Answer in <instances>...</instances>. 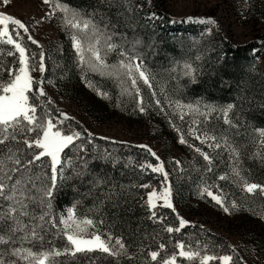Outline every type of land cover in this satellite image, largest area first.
<instances>
[{
  "label": "trees",
  "instance_id": "1",
  "mask_svg": "<svg viewBox=\"0 0 264 264\" xmlns=\"http://www.w3.org/2000/svg\"><path fill=\"white\" fill-rule=\"evenodd\" d=\"M135 1L58 0L62 4L80 10L85 16H91L104 33L112 35L111 42L117 44V48L107 51L104 47L101 50L107 63H115L114 65L118 66L124 59L120 55L121 51L128 56L139 57L152 81L160 83L166 93L179 104L199 105L201 111H204L206 104L217 108H223L228 104L235 105L229 112V118L237 127L226 125L222 114L213 112L207 120L197 114L195 119L197 128L202 134L207 132L218 138L228 137L229 142L240 152L238 167L242 175L249 182L264 185V137L259 136V131L264 130V62L259 59L260 46L257 40L240 43L228 37L222 30L218 33L204 32L197 24L185 22L184 18L178 20L175 15L167 11L163 0H139L144 7L142 11L135 8ZM57 13L62 27L68 33L66 37L70 40L72 30L64 26L62 13ZM179 21L182 23L172 27L171 23H179ZM24 43L30 51L37 53L41 51L26 37ZM59 43L58 41L55 44L58 48H60ZM39 44L47 54V44L44 42ZM13 59L14 57H7L9 62ZM86 59H90L89 53ZM186 65L191 66V75H186L188 71ZM46 67V75H50V78L47 76L44 78L49 83L57 86L71 81V87H76L79 91L84 90L83 82H91L107 94L104 99L107 102L104 104H107L108 109L135 118L144 116L139 110L137 103L139 96L136 91L132 90L131 85L126 89L127 81L130 82L124 74L126 70L111 67L95 71L87 66L82 70L77 58L74 59L72 56H64L53 68L49 64ZM7 78V72L0 76L2 80ZM67 87L70 89V86ZM44 91L46 96L41 97L40 100L50 99L53 102L47 107L54 116L68 112V109L57 103L51 89L44 88ZM78 91L77 94L81 96ZM40 111L38 109V115ZM67 115L71 119L64 122L65 128L71 125L84 137H87L88 133L92 134V143L87 145L90 150H94L91 154L111 153L118 160L114 167L111 162H89L94 175L106 176V182L93 187L90 183L93 177L86 175L83 181L77 178L64 181L63 186L54 193L53 209L57 217L69 207L75 206L78 217L91 218L96 222L95 227H89L88 231H98L104 238L107 233H112L114 237L123 236L126 244L125 252L117 257L100 252L90 253L88 255L97 257L94 264H158V261H151L148 253L157 249L163 242L167 248L161 256H168L176 252L174 245L178 240L193 246L196 241H200L202 246L207 245L208 254L233 255L230 264H236L240 258L245 262L241 244L207 226L202 220L186 218L184 220L190 222L187 227L180 233L168 234L163 230L164 225L149 219L146 196L152 188H140L138 185L150 183L153 188H158L162 185L163 176L151 173L150 170L141 173L134 165L145 161L155 164L157 163L155 158L148 154L146 149L138 147L143 145L139 142L90 132L74 114L68 112ZM186 119L190 121L188 117ZM184 123L187 124L186 120ZM195 144L198 147L182 145L184 150L179 151L177 156L168 162V170L172 172L173 180L171 187L176 196L185 202L196 194L200 182L205 181L213 184L212 187L217 186L227 190L235 200L248 208L250 211L248 215L264 213V196L259 192L254 196L242 192L236 182L238 178H231L233 160L230 159L229 152L224 147L209 148L199 140H196ZM196 148H201L202 152L212 157L211 165L203 159ZM176 161L180 162L179 167ZM209 167L211 171L207 170ZM225 174L230 178L218 179L220 175ZM233 182L235 186H232ZM111 193L117 195L109 199ZM113 201L120 206L114 207ZM180 205H184L183 202ZM156 212L158 216L166 217L165 224L174 227L178 226V217L182 218V213L176 210L173 212L171 209L157 207ZM101 220L103 223H99ZM254 223L256 227L252 228L247 239L251 245L258 246L257 244H264V230L258 222ZM65 244L66 241L63 239L55 238L56 247H64ZM229 246H235L236 252L234 253ZM25 247L31 245L26 244ZM44 247L48 248L51 245L45 244ZM33 250H40V245L38 244ZM55 262L56 264H88L83 254H77L76 257H56ZM18 264H26V262L18 261ZM177 264H198V259L187 261L178 257ZM209 264H220V262L214 260Z\"/></svg>",
  "mask_w": 264,
  "mask_h": 264
},
{
  "label": "snow or ice",
  "instance_id": "2",
  "mask_svg": "<svg viewBox=\"0 0 264 264\" xmlns=\"http://www.w3.org/2000/svg\"><path fill=\"white\" fill-rule=\"evenodd\" d=\"M9 3L10 0H0V5L7 6ZM43 3L50 5L51 10L47 14L49 17L57 12L62 13L61 19L64 26L72 30L73 48L82 70L85 66L95 71H102L109 67L101 50L104 47L107 51L117 48V44L111 42L112 35L104 33L91 16H85L80 10L62 4L58 0L56 2L43 0ZM200 22L216 23L210 17ZM25 37L41 51L38 53L30 51L24 43ZM85 43H87V48H85ZM85 51L90 54V59H86ZM120 55L124 59L118 66L113 65L112 67L126 70L124 74L130 79L131 86L139 96L140 89L137 87V79L151 87L149 74L143 69V61L139 57L128 56L123 51ZM7 57H14V59L9 62ZM48 58L50 57L43 50V46L32 37L29 27L24 22L0 12V76L7 72L8 77L6 80L0 79V246H7L0 247V264H18V261H25L26 264H56V257H76L77 254L85 255L88 264H94L97 257L88 255L90 253L100 252L117 257L126 250L123 236L114 237L112 233H107L104 238L103 234L98 231L89 232L88 228L95 227L96 222L91 218L78 217L75 206L69 207L59 217L54 212V193L63 186L64 181L72 178L83 181L86 175H90L93 177L90 183L96 187L106 182L107 177L95 176L89 162H111L114 167L118 160L111 153L91 154L94 150H90L87 145L92 143V134L88 133L87 137H84L71 125L65 128L64 122L71 118L66 113L54 116L47 107L53 102L50 99L40 100L41 97L46 96L42 87L44 80H36L32 73H45L47 71L45 61ZM185 67L188 69L186 75H191V66L186 65ZM88 83L91 85V82ZM98 94L105 97L107 95L99 91ZM137 103L140 112L143 113L145 107L142 96L139 97ZM156 103L159 105L160 102L157 100ZM176 106L181 109L186 107L189 112L198 113L205 120L213 112H220L226 125L237 127L229 118V112L235 106L233 104H228L223 108L206 104L204 111H201L199 105L177 103ZM38 109L41 110L40 115L37 114ZM180 118L184 119L183 112ZM190 131L201 143H208L210 148L224 147L229 152L230 159L233 160L231 178H238L236 182L242 192L252 196L259 192L261 196H264V185L249 182L242 175L238 167L240 152L229 142L228 137L218 138L207 132L197 134L194 128ZM259 136L264 137V130L259 131ZM179 142L186 143L183 135L180 136ZM138 147L146 149L157 163L145 161L135 164L134 167L141 173L150 170L151 173L163 176L162 190L153 188L150 183L138 185L140 188H152L146 196V206L150 213L148 218L154 223L164 225L163 230L168 234L180 233L190 222L178 217V226L174 227L171 224H165L166 217L158 216L156 212L157 207L171 209L175 212L171 182L164 162L160 161L156 153L146 145ZM196 151L211 165L210 155L199 148H196ZM176 164L180 166L179 161H176ZM69 170H71L70 173ZM207 170L212 169L209 167ZM229 178L228 174L218 177L219 180ZM200 194L210 197L212 201L220 205L225 213L231 214V209L238 208V204L233 202L230 209L225 205L221 196L209 190L208 187H205ZM115 195L117 193H111L108 198L112 199ZM113 206L119 207L120 205L113 201ZM260 216L264 219V213ZM99 223H103V220ZM55 238L66 241L65 246L56 247ZM26 244L31 247H25ZM38 244L40 250L34 251L33 249ZM45 244L51 247L45 248ZM174 247L176 252L162 257L161 253L165 251L167 245L161 242L158 248L150 251L148 255L151 261H158V264H177L178 257L185 258L187 261L198 259V264H209L214 260H218L220 264H230L233 261V255L208 254L207 245L202 246L200 241H196L193 246V244L178 240ZM229 247L234 253L236 252L235 246ZM9 257H15V259H9ZM236 264H245V262L243 258H240Z\"/></svg>",
  "mask_w": 264,
  "mask_h": 264
},
{
  "label": "rangeland",
  "instance_id": "3",
  "mask_svg": "<svg viewBox=\"0 0 264 264\" xmlns=\"http://www.w3.org/2000/svg\"><path fill=\"white\" fill-rule=\"evenodd\" d=\"M141 2L135 1V8L138 11L144 8ZM163 5L178 20L184 18L185 22L197 24L204 32L218 33L222 30L228 37L240 43L257 40L260 46L259 59L262 63L264 62V0H163ZM50 10V5L44 4L43 0H10L7 6L0 5V12L20 19L29 27L30 34L36 41L47 44V55L50 58L46 59L45 64L53 68L64 56H72L74 59L77 56L72 39H67L68 33L58 19V13L49 17L47 14ZM209 17L216 23L200 22ZM189 18L192 19L189 20ZM181 23L182 21H179L171 25L173 27ZM58 41L60 48L55 45ZM85 48H87L86 43ZM85 56H87V51H85ZM114 64L107 63L108 68ZM32 75L36 80L43 79V89H51L57 103L82 121L90 132L139 142L151 148L160 161L164 162L170 182L173 180L172 172L168 170V162H171L179 151L184 150L182 145L198 147L195 144L197 139L190 131L194 128L197 134H202L197 125L193 123L198 113L189 112L186 107L177 108L178 102L166 93L163 86L159 85L160 83H155L151 78V87L137 79V87L140 89L139 97H143L145 111L143 118H135L108 109L107 104H104L107 102L104 100L106 97L98 94V91H102L86 81L82 83L84 90L78 91L76 87H71V81L57 86L49 83L44 78L45 76L50 78L46 72L43 74L34 72ZM129 85L131 81L129 83L127 81L126 89L130 88ZM67 86H70V89ZM132 90L135 91L133 87ZM77 91L82 95L77 94ZM157 100L160 102L159 105L156 103ZM182 112L184 119L180 118ZM187 117L190 121L186 119ZM184 120L188 125L184 123ZM181 135L186 140L184 144L179 142L180 137L178 139V136ZM205 144L208 146V143ZM200 150L202 151L201 148ZM212 185L201 181L196 188V194L186 199L185 202L181 201L172 189V203L175 210L182 213L183 219L202 220L207 226L229 236L235 243L241 244L245 264H264V244L251 245L247 239L252 228L256 227L254 222H258L264 230V219H261L260 213L248 215L250 212L248 208L242 206L227 190L217 186L212 187ZM232 186H235L234 182ZM162 187L163 185L156 189L162 190ZM205 187L221 196L225 205L230 209L233 202L238 204V208L231 209V214L225 213L220 205H217L210 197L200 194ZM182 202L184 205H180Z\"/></svg>",
  "mask_w": 264,
  "mask_h": 264
}]
</instances>
